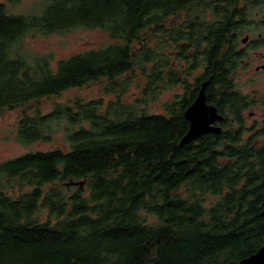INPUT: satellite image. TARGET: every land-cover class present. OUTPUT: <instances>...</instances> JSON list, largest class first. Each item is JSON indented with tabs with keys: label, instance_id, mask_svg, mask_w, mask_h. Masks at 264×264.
I'll return each mask as SVG.
<instances>
[{
	"label": "trees",
	"instance_id": "trees-1",
	"mask_svg": "<svg viewBox=\"0 0 264 264\" xmlns=\"http://www.w3.org/2000/svg\"><path fill=\"white\" fill-rule=\"evenodd\" d=\"M39 1L31 14L12 10L23 0L0 1V114L22 109V144L62 135L63 145L0 161V264H238L263 246L264 151L219 150L223 139L209 134L180 145L200 87L191 81L205 80L196 69L205 55L214 63L235 27L207 19L220 2ZM74 28L112 41L56 68L23 47L27 34ZM174 44L169 56L162 47ZM218 68L230 80L233 67ZM102 80V97L40 112V100ZM179 85L161 111L149 109Z\"/></svg>",
	"mask_w": 264,
	"mask_h": 264
},
{
	"label": "flooded vegetation",
	"instance_id": "flooded-vegetation-1",
	"mask_svg": "<svg viewBox=\"0 0 264 264\" xmlns=\"http://www.w3.org/2000/svg\"><path fill=\"white\" fill-rule=\"evenodd\" d=\"M219 2V14H208L210 20L216 17L221 21L233 20L235 27L223 36L220 54L214 63L206 55L202 58L196 70L204 74L205 80L191 81L200 84L194 100L203 83L208 81L206 103L222 116L211 125L222 131L207 134L223 139L217 144L219 150L264 151V0H215L214 3ZM210 47L206 44L205 53L210 52ZM175 65L182 69L186 66L185 63ZM223 65L233 67L226 76L230 80L220 79L222 73L218 67ZM238 69L241 74L247 70V81L235 79Z\"/></svg>",
	"mask_w": 264,
	"mask_h": 264
},
{
	"label": "rangeland",
	"instance_id": "rangeland-1",
	"mask_svg": "<svg viewBox=\"0 0 264 264\" xmlns=\"http://www.w3.org/2000/svg\"><path fill=\"white\" fill-rule=\"evenodd\" d=\"M32 2L34 5L35 0H23L21 6L17 4L16 7L12 8V10L20 12L27 11L28 9V14L34 13L33 9L30 12ZM42 2H44V0H40L39 4H42ZM35 11L40 12V10ZM191 13L192 12L190 11L189 15ZM208 14L210 13H206L205 15L207 16V19L210 20L211 15L208 16ZM192 15H194V12L192 13ZM183 18H185V15H183L181 19ZM111 41L112 40L109 37L108 33L101 29L74 28L66 32L54 33L52 35H45L39 32L30 33L23 37L22 43L25 51H27V53H29L31 56L51 55V65L56 68L59 59H64L80 51L99 48L104 44L110 43ZM156 42H158V40L154 41V45H156ZM162 49L166 52V54L171 56L170 51L175 52L176 46L175 44L173 48L163 46ZM235 79H243L247 81V70H245L241 74L238 69L235 75ZM139 80L140 76L139 72H137L135 77H133V82H138ZM105 83L106 82L104 80L91 82L81 88H72L63 91L59 96L44 98L38 103L40 112L46 113L54 107L55 103L67 101L68 99L74 98L76 96H81L87 100L102 97V89ZM177 92H182V89H179V87H175L171 92H169V90H165L155 103L151 102L149 109L151 111H161L163 108V103L170 97V95H173ZM137 93L138 87L136 84H133L131 93L125 95L124 98L127 101H133L136 98ZM110 99H114V96H105V101H108ZM34 109L36 108L31 107L29 112H33ZM21 110L22 109H15L14 111H3L0 114V161L15 157L20 154H24L29 151L49 150L55 147H62V135H58L52 140V142L49 143L35 142L30 144H22L18 142L14 136V129L19 120V116L21 115ZM73 185L77 186L76 184Z\"/></svg>",
	"mask_w": 264,
	"mask_h": 264
},
{
	"label": "water",
	"instance_id": "water-1",
	"mask_svg": "<svg viewBox=\"0 0 264 264\" xmlns=\"http://www.w3.org/2000/svg\"><path fill=\"white\" fill-rule=\"evenodd\" d=\"M207 83L208 81L203 83L197 98L184 112L185 118L189 121V129L181 138L180 145L189 143L204 134L210 132L220 133L222 131L220 127L211 125V123H213L216 119H222V116L218 115L215 107L209 106L206 103L205 89ZM72 184L83 186L84 181H73ZM262 214L264 215V209L262 210ZM238 264H264V245L256 252L241 259Z\"/></svg>",
	"mask_w": 264,
	"mask_h": 264
}]
</instances>
